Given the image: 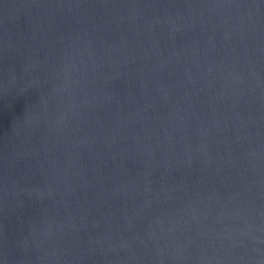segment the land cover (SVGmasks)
<instances>
[{"label": "water", "instance_id": "obj_1", "mask_svg": "<svg viewBox=\"0 0 264 264\" xmlns=\"http://www.w3.org/2000/svg\"><path fill=\"white\" fill-rule=\"evenodd\" d=\"M0 264H264V0H0Z\"/></svg>", "mask_w": 264, "mask_h": 264}]
</instances>
